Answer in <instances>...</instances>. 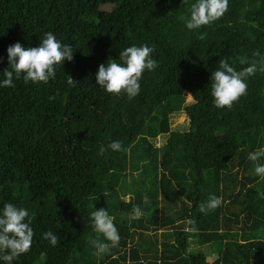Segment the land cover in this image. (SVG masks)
I'll return each mask as SVG.
<instances>
[{"label":"trees","instance_id":"obj_1","mask_svg":"<svg viewBox=\"0 0 264 264\" xmlns=\"http://www.w3.org/2000/svg\"><path fill=\"white\" fill-rule=\"evenodd\" d=\"M191 2L0 0V72L8 46L35 47L44 32L73 50L48 83L21 75L0 88V207L34 213L30 249L9 264H264V179L247 159L264 146V72L231 108L210 95L221 59L240 70L241 57L264 53V0H228L220 18L189 31L179 16ZM133 44L152 46L157 67L136 97L106 93L98 66ZM181 114L188 128L173 126ZM113 140L127 151L107 149ZM209 195L221 205L202 214ZM133 205L138 220L128 219ZM99 208L120 240L97 256L89 241L103 237L89 213Z\"/></svg>","mask_w":264,"mask_h":264},{"label":"clouds","instance_id":"obj_2","mask_svg":"<svg viewBox=\"0 0 264 264\" xmlns=\"http://www.w3.org/2000/svg\"><path fill=\"white\" fill-rule=\"evenodd\" d=\"M185 2V0H183ZM228 7V0H193L179 16L184 27L189 30H198L220 18ZM154 48L146 44H133L119 51L118 59L107 60L98 66L95 73V84L106 93L120 94L123 92L129 99L136 97L140 92V79L145 70L153 71L157 61L153 59ZM8 68L0 72V88L12 87L13 80L22 78L25 83H48L55 78L54 65H61L65 60L71 61L72 47L61 43L52 32H44L43 37L35 47H24L16 42L6 49ZM253 59L241 57L240 65H246L236 70L227 61L221 59L219 67L211 73L210 95L212 104L217 109L231 108L232 104L246 94L247 79L258 71L264 72V53L253 52ZM74 81L69 77L68 84ZM107 149L114 152H126L119 140H113ZM106 149L102 146L100 153ZM247 159L253 162V173L264 179V146L247 154ZM142 203L147 205L149 197L142 196ZM221 205V198L209 195L206 201L201 202L199 212L204 214L215 210ZM143 211L139 205H133L128 216L129 220H138ZM34 213L30 214L24 207H18L10 202H4L0 207V264H9L21 254L26 253L31 246L33 230L31 227ZM89 221L94 232L99 237L89 242L94 249V255L99 256L117 246L120 235L113 223V218L105 208H99L89 213ZM42 238L51 246H56L58 237L52 231L42 233ZM106 241V242H105Z\"/></svg>","mask_w":264,"mask_h":264},{"label":"rangeland","instance_id":"obj_3","mask_svg":"<svg viewBox=\"0 0 264 264\" xmlns=\"http://www.w3.org/2000/svg\"><path fill=\"white\" fill-rule=\"evenodd\" d=\"M108 9V8H107ZM187 101L188 102H192V97L190 95L187 96ZM173 126L174 127H182V128H188L189 125H188V120L186 118V116L184 114H181V115H178L177 117H175L173 119ZM164 143V139H159V141L157 142V146L158 147H161L162 144ZM195 242L193 241L192 242V246L196 249V250H200L201 251H206L205 247H196V244H194ZM221 250L220 247L219 248H215V251H219ZM206 253V252H205Z\"/></svg>","mask_w":264,"mask_h":264}]
</instances>
